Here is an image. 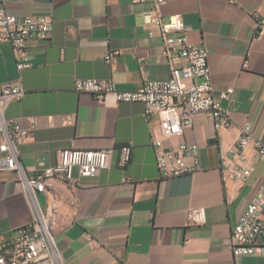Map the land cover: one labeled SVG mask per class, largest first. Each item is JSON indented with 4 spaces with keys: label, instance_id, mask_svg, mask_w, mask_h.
Instances as JSON below:
<instances>
[{
    "label": "crops",
    "instance_id": "obj_1",
    "mask_svg": "<svg viewBox=\"0 0 264 264\" xmlns=\"http://www.w3.org/2000/svg\"><path fill=\"white\" fill-rule=\"evenodd\" d=\"M16 17H51L47 40L25 41L32 66L16 69V51L0 42V86L20 76L25 94L8 104L7 118L34 125L20 146L18 160L26 176L34 165L56 161L59 148L113 147L110 166L93 177H78L75 186L52 180L37 192L65 264H264V255L234 256L232 230L264 179V160L249 145L245 180L224 174L240 129L249 125L264 143V33L256 24L264 0H164L166 18L179 13L187 39L208 53L213 93L231 87L220 99L231 124L215 128L206 113L193 116L179 137L166 141L196 144L199 169L161 178L152 138L157 115L144 116L142 102H100L73 89L75 78L112 79L116 88L132 90L143 81L166 80L170 65L162 55L158 27L141 12L149 3L132 0H1ZM154 35L150 37L148 31ZM115 51L111 63L103 56ZM63 116L72 120L63 121ZM129 159L120 163V149ZM74 175L77 172L74 171ZM16 171H0V236L33 219Z\"/></svg>",
    "mask_w": 264,
    "mask_h": 264
},
{
    "label": "built area",
    "instance_id": "obj_2",
    "mask_svg": "<svg viewBox=\"0 0 264 264\" xmlns=\"http://www.w3.org/2000/svg\"><path fill=\"white\" fill-rule=\"evenodd\" d=\"M133 3H149L150 8L142 11L149 25L158 27L162 43V55L170 65V76L166 80L146 78L136 89H117L112 79L77 77L73 89L91 93L100 102L111 97L118 102H142L144 116L159 118V124L152 145L155 149V164L161 178H169L199 169L198 146L181 142L175 147L166 144L173 137L182 135L184 128L191 126L193 116L204 112L215 122V128L231 124L230 112L220 105V99H231L233 89L228 87L213 93L211 68L204 46L191 43L187 37V25L181 15L175 13L164 17L160 7L164 0H132ZM52 30L51 17H16L6 11L0 0V42L10 44L16 51V69L20 72L32 66L26 51L25 41L30 37L47 40ZM258 34L264 33V14L256 24ZM148 35H154L152 30ZM115 51L103 56L105 63H111ZM26 92L20 76L17 81H6L0 86V171H16L20 177V188L26 194L33 209V219L17 227L11 236H0V264H65L52 232H45L43 219L49 218L41 209L37 198L39 182L43 178L56 177L69 186H75L78 177H93L100 170L110 166L113 147L97 149L59 148L56 161L46 165L37 161L32 176H26L18 160L20 146L32 137L34 125L22 126L16 120L7 118L4 111L12 101L20 99ZM63 116V121H71ZM251 145L258 158L264 160V143L252 135L249 125L240 129L239 136L229 154L236 163H228L224 174L236 180H245L251 172L245 164L244 150ZM129 146L120 149V163L129 159ZM74 171L78 176L74 175ZM48 186H46L47 188ZM234 256L264 255V179L257 195L247 204L235 224L230 238Z\"/></svg>",
    "mask_w": 264,
    "mask_h": 264
},
{
    "label": "bare ground",
    "instance_id": "obj_3",
    "mask_svg": "<svg viewBox=\"0 0 264 264\" xmlns=\"http://www.w3.org/2000/svg\"><path fill=\"white\" fill-rule=\"evenodd\" d=\"M56 179H58V178H56V177L43 178L42 182H39V191H44V189L46 188L49 181L56 180ZM62 181H64V180H62ZM64 182H66V181H64ZM43 226H44L45 232H51L50 226L48 225V223L44 219H43Z\"/></svg>",
    "mask_w": 264,
    "mask_h": 264
}]
</instances>
